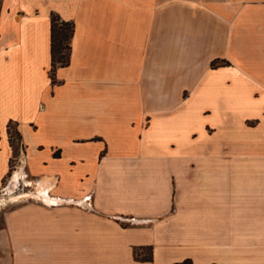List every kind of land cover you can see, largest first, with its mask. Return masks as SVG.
<instances>
[{
    "label": "crops",
    "instance_id": "1",
    "mask_svg": "<svg viewBox=\"0 0 264 264\" xmlns=\"http://www.w3.org/2000/svg\"><path fill=\"white\" fill-rule=\"evenodd\" d=\"M13 160L0 264H264V0H0Z\"/></svg>",
    "mask_w": 264,
    "mask_h": 264
},
{
    "label": "trees",
    "instance_id": "2",
    "mask_svg": "<svg viewBox=\"0 0 264 264\" xmlns=\"http://www.w3.org/2000/svg\"><path fill=\"white\" fill-rule=\"evenodd\" d=\"M64 26H70V34H69V43L74 33V24L72 22L62 21L58 16H52V32H51V48H52V68H51V76L53 82H56V78L54 76L55 69L58 65L64 66L69 62V51L67 56L65 57L62 52V42L68 38L67 34H63ZM70 48V44L68 46V50ZM216 60L212 63V66L215 68L222 63ZM227 64V62H225ZM9 134L11 137V142L13 144L14 150L16 151L18 148V141H21V135L17 130V127L12 122L9 124ZM176 264H191L189 260H186L182 263Z\"/></svg>",
    "mask_w": 264,
    "mask_h": 264
},
{
    "label": "rangeland",
    "instance_id": "3",
    "mask_svg": "<svg viewBox=\"0 0 264 264\" xmlns=\"http://www.w3.org/2000/svg\"><path fill=\"white\" fill-rule=\"evenodd\" d=\"M63 34H67V37H68L62 42V49H61L62 54L66 57L68 54V51H69L68 46H69L70 26H64ZM21 163H22V161H21ZM12 165H13V169L11 168V171L9 172L7 178L4 180V182L0 188V198L6 197V196L8 197L11 194H17L20 192H27V191L32 190V186H25V184L22 180L18 181V183H16V182L14 183L11 181L12 176L14 174L13 171L16 169L15 165H17V161L13 160ZM20 165L22 166V164H20ZM17 170L20 171V173H21V168H19ZM28 178L31 179V177H29V176H28ZM14 203H15L14 201L13 202L10 201V202H7L5 205H2L0 207V223H1V215H2L3 211L6 208L13 205Z\"/></svg>",
    "mask_w": 264,
    "mask_h": 264
},
{
    "label": "bare ground",
    "instance_id": "4",
    "mask_svg": "<svg viewBox=\"0 0 264 264\" xmlns=\"http://www.w3.org/2000/svg\"><path fill=\"white\" fill-rule=\"evenodd\" d=\"M20 174H21L20 171H18V170L15 171L13 176H12V179H11L12 182L17 183V180H19V178L21 176ZM26 182L28 184H33L32 181L31 180L28 181V179ZM29 196H41L42 198H44L47 201L51 200V198L47 192V188L45 186H40L39 189H36V191L30 190V191L25 192L24 194L23 193L22 194H11L8 197H1L0 198V207L2 205H5L8 201H18L23 197H29Z\"/></svg>",
    "mask_w": 264,
    "mask_h": 264
}]
</instances>
